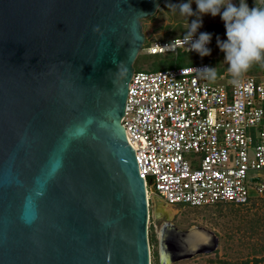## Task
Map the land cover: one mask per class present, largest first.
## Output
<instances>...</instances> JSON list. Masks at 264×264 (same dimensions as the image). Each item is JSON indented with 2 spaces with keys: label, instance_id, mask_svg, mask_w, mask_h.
Segmentation results:
<instances>
[{
  "label": "water",
  "instance_id": "95a60500",
  "mask_svg": "<svg viewBox=\"0 0 264 264\" xmlns=\"http://www.w3.org/2000/svg\"><path fill=\"white\" fill-rule=\"evenodd\" d=\"M166 0H0V264H151L122 119L142 22ZM159 264L215 253L152 194Z\"/></svg>",
  "mask_w": 264,
  "mask_h": 264
},
{
  "label": "built area",
  "instance_id": "2783aa9c",
  "mask_svg": "<svg viewBox=\"0 0 264 264\" xmlns=\"http://www.w3.org/2000/svg\"><path fill=\"white\" fill-rule=\"evenodd\" d=\"M176 38L183 36L146 40L141 54L188 52L171 44ZM205 66L212 67L135 69L129 84L122 123L150 212L152 194L172 208L241 207L264 198V76L208 80L195 71Z\"/></svg>",
  "mask_w": 264,
  "mask_h": 264
},
{
  "label": "rangeland",
  "instance_id": "374dc122",
  "mask_svg": "<svg viewBox=\"0 0 264 264\" xmlns=\"http://www.w3.org/2000/svg\"><path fill=\"white\" fill-rule=\"evenodd\" d=\"M262 0H246L249 8L252 4ZM188 0H166L153 18L142 22L146 40H172L184 36L189 29V24L196 16H182L178 9L173 10L169 5L187 3ZM239 5L240 0H232ZM191 7L195 12L197 5L192 0ZM223 11V9H222ZM202 27L195 35L209 28L212 34L211 55L201 57L196 52H179V54H166L145 56L139 54L136 69L159 70L174 66H185L198 62H210L217 70V79L223 82L233 81L225 62V54L217 45V37L221 41L227 39L224 22L220 16L204 14L200 17ZM211 57V60L208 58ZM243 76H264V63H255ZM173 222L181 229H188L194 225L213 230L220 237L218 250L209 255H199L190 260L176 264H264V198L254 197L246 206L217 205L212 207L192 208L174 207ZM162 224L150 212L149 240L151 247V264H159V244L157 231ZM257 260V261H256Z\"/></svg>",
  "mask_w": 264,
  "mask_h": 264
},
{
  "label": "clouds",
  "instance_id": "9594fccd",
  "mask_svg": "<svg viewBox=\"0 0 264 264\" xmlns=\"http://www.w3.org/2000/svg\"><path fill=\"white\" fill-rule=\"evenodd\" d=\"M191 4L192 0H188L187 3L169 5L173 10L178 9L182 16L197 17L189 24L182 40L176 38L171 44H182L188 52L195 51L201 57L211 55V49L206 45L210 43L212 34L201 32L198 39L193 37L202 27V15H219L224 22L227 39L221 41L217 37V45L225 54L227 70L233 80L241 78L253 64L264 63V8H249L246 0H240L239 5L233 4L232 0H195L197 10L194 12ZM195 71L208 80L217 78V70L213 67L195 68Z\"/></svg>",
  "mask_w": 264,
  "mask_h": 264
},
{
  "label": "trees",
  "instance_id": "16d2710c",
  "mask_svg": "<svg viewBox=\"0 0 264 264\" xmlns=\"http://www.w3.org/2000/svg\"><path fill=\"white\" fill-rule=\"evenodd\" d=\"M252 6L253 7H259V8H264V0H262V3L261 4H259L258 3V1H256V2H254L253 4H252ZM202 32H208V33H211L210 31H209V28H206V29H204ZM211 34H213V32L211 33ZM138 62V58H137V60H136V63ZM135 63V64H136ZM257 261V260H256Z\"/></svg>",
  "mask_w": 264,
  "mask_h": 264
},
{
  "label": "flooded vegetation",
  "instance_id": "af4514ba",
  "mask_svg": "<svg viewBox=\"0 0 264 264\" xmlns=\"http://www.w3.org/2000/svg\"><path fill=\"white\" fill-rule=\"evenodd\" d=\"M161 221H163V220H161Z\"/></svg>",
  "mask_w": 264,
  "mask_h": 264
},
{
  "label": "bare ground",
  "instance_id": "6f19581e",
  "mask_svg": "<svg viewBox=\"0 0 264 264\" xmlns=\"http://www.w3.org/2000/svg\"><path fill=\"white\" fill-rule=\"evenodd\" d=\"M174 209V208H173Z\"/></svg>",
  "mask_w": 264,
  "mask_h": 264
}]
</instances>
